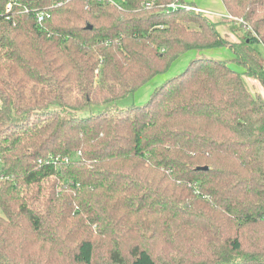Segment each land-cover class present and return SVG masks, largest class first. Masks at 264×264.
<instances>
[{"label":"trees","instance_id":"obj_1","mask_svg":"<svg viewBox=\"0 0 264 264\" xmlns=\"http://www.w3.org/2000/svg\"><path fill=\"white\" fill-rule=\"evenodd\" d=\"M221 1L0 0V264H264V0Z\"/></svg>","mask_w":264,"mask_h":264},{"label":"rangeland","instance_id":"obj_2","mask_svg":"<svg viewBox=\"0 0 264 264\" xmlns=\"http://www.w3.org/2000/svg\"><path fill=\"white\" fill-rule=\"evenodd\" d=\"M210 16L215 17V19H217V20L222 18L219 15H212L211 14ZM217 29L223 37L227 38L230 41H238V40H240L241 36L244 35V29L238 28L237 25L234 23H224V24L220 23V24H218ZM253 47L256 48L258 51H260L262 59H263V63H264V47L259 43H254ZM203 53L206 57L216 58V59H226L227 63L232 68H234L236 70H240V66L231 60L233 57V54H232L231 50L226 46L211 49V50H206ZM195 55H196V51H194V50H191V51H188V52L182 54L176 61H174L172 63V65L170 66V68L167 72L155 76L154 78H152L148 82H146L144 85L140 86L134 92V96L132 97V99L127 100L125 102H122V104L126 105V104H130L131 102H133L134 104L138 105V104L144 103L147 100V98L149 97L151 91L154 89L155 86H157L164 79H166L170 76H173V75L179 73L181 70H183V68L186 66V64L189 62V60L191 58H193ZM242 77H243L245 85H247V87L250 88L249 87L250 85L248 86V84H249L248 81L250 79H248V78H251V77H248L246 75H242ZM251 79H253V78H251ZM253 80H255V79H253ZM0 215H2L1 209H0Z\"/></svg>","mask_w":264,"mask_h":264},{"label":"crops","instance_id":"obj_3","mask_svg":"<svg viewBox=\"0 0 264 264\" xmlns=\"http://www.w3.org/2000/svg\"><path fill=\"white\" fill-rule=\"evenodd\" d=\"M190 1L195 7L200 9L202 12L207 13L209 15H219L221 17H224L226 12L224 5L221 0H188ZM250 79L248 81V86L250 87L249 89L252 92H260L262 95H264V91L259 84V82L255 79ZM247 79V80H248ZM247 86V85H246ZM248 88V87H247Z\"/></svg>","mask_w":264,"mask_h":264},{"label":"built area","instance_id":"obj_4","mask_svg":"<svg viewBox=\"0 0 264 264\" xmlns=\"http://www.w3.org/2000/svg\"><path fill=\"white\" fill-rule=\"evenodd\" d=\"M104 1H107V2L111 3L112 5H114V6H116V7H120L121 4L124 2V0H104ZM57 4H60V3H57ZM150 5H151L150 3H147V4H146L147 7H150ZM10 6H11V3H8V4L6 5V7H5V12L9 10ZM179 6H180V7L187 8V9H191V8H192V9H194V10L201 11V10L198 9L197 7H192V6H189V5L179 4V3H177V2H173V3L168 4V5H167V8H176V7H179ZM2 13H3V12H0V16H1ZM46 16H47V13H46L45 11H40V12H38V13L36 14V21H37V23H38V24H41V23L44 21V19L46 18ZM224 17H228V18H230V16H227V15H225ZM5 18L8 19V16H5Z\"/></svg>","mask_w":264,"mask_h":264},{"label":"water","instance_id":"obj_5","mask_svg":"<svg viewBox=\"0 0 264 264\" xmlns=\"http://www.w3.org/2000/svg\"><path fill=\"white\" fill-rule=\"evenodd\" d=\"M87 27H88V28H90V26H89V25H88Z\"/></svg>","mask_w":264,"mask_h":264}]
</instances>
